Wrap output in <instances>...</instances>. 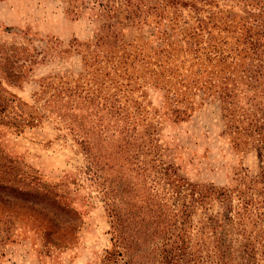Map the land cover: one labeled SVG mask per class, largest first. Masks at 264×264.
<instances>
[{"label":"rangeland","instance_id":"rangeland-1","mask_svg":"<svg viewBox=\"0 0 264 264\" xmlns=\"http://www.w3.org/2000/svg\"><path fill=\"white\" fill-rule=\"evenodd\" d=\"M218 1L0 0V151L61 190L81 221L76 246L55 248L36 206L0 194V264H99L110 223L84 170L89 149L111 164L132 145L145 165L158 146L184 177L222 186L264 177V156L235 145L222 111V81L239 73V57L210 53L242 48L223 28L252 17Z\"/></svg>","mask_w":264,"mask_h":264},{"label":"trees","instance_id":"trees-1","mask_svg":"<svg viewBox=\"0 0 264 264\" xmlns=\"http://www.w3.org/2000/svg\"><path fill=\"white\" fill-rule=\"evenodd\" d=\"M219 1L240 4L252 17L238 29L222 27L227 34H239L236 42L242 48L220 45L210 52L222 59L238 56L242 66L221 85L227 133L236 146L246 144L264 156V0ZM244 82L252 83L249 94L239 88ZM134 149L123 144L111 164L103 163L102 150L86 151L84 170L101 190L110 223L99 264H264V177L239 175L234 186L195 181L159 159L158 146L145 150L155 164L134 163ZM0 194L36 206L32 210L42 222L37 228L44 244L76 246L77 209L61 190L41 185L30 166L5 150L0 151ZM198 211L202 215L194 221Z\"/></svg>","mask_w":264,"mask_h":264}]
</instances>
